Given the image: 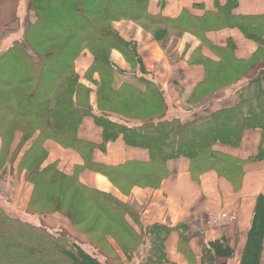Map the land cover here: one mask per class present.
<instances>
[{"label":"trees","instance_id":"obj_1","mask_svg":"<svg viewBox=\"0 0 264 264\" xmlns=\"http://www.w3.org/2000/svg\"><path fill=\"white\" fill-rule=\"evenodd\" d=\"M239 2L226 0L222 4L216 0V9L206 10L203 14L184 8L176 16H166L160 12L151 13L149 0H28V6L35 11L37 19L29 22L22 38L14 41L0 55V170L5 166L3 157L19 137L17 132L20 134L17 147L25 146L27 142L30 144L34 138L33 147L28 149L19 164V168L27 173L26 180L32 184L29 208L36 204L45 209L54 208L41 212L43 215L65 209L74 226L95 219L96 227L104 218L130 236L129 242L128 239L121 241L127 258L136 256L149 236L151 247L142 264L166 262L165 240L171 227L155 224L141 233L135 231L128 217L131 216L139 224L136 211L111 193L89 189L92 194L88 201L94 207L93 213L80 212L82 205H71L68 211L64 200L76 195L73 187L79 184L78 178L75 174L63 173L55 162L43 166L49 150L42 142L53 139L61 146L79 152L84 167L106 175L122 189L139 183L157 187L168 175V161L179 157L190 160V170L195 178L205 171L215 170L229 179L235 188H240L244 165L264 160V65L256 77L247 81L248 86L241 89L236 103L184 120L180 116L168 115L170 105L166 92L145 70L136 42L125 39L114 26L115 21L132 19L151 31L163 46L172 36L190 33L198 37L200 46L193 50L190 60L201 61L206 74L187 98L191 104L197 101L200 92H206L204 89L212 90L217 76L226 74L229 68L232 67L235 81L264 60V13H239L236 11ZM200 6L203 5L196 7ZM230 27L239 28L247 38L256 42L257 50L251 58H238L232 39L225 45H215L207 37L209 31ZM203 46H209L219 60L204 56ZM85 49L94 55L85 77L98 86V111L89 101L91 88L81 82V76L76 71L75 60ZM112 49L123 53L133 71L123 70L113 62ZM138 66L140 72H136ZM53 68L56 72L47 75V70ZM131 71L137 83L117 85L116 74L132 75ZM95 73L100 74V81L93 78ZM243 104H247L246 108ZM87 116H93L102 127L101 143L79 136ZM130 118L141 121H131ZM248 129H261L263 132L257 154L240 158L215 148L219 142L239 145ZM117 139L130 146L148 149L150 159L115 164L93 159L95 148L105 149L110 141ZM36 147L38 153L34 152ZM77 167L79 169L82 165ZM70 191L72 197H69ZM230 241V238L222 237L207 244L203 249V263L218 264L219 258L232 256L235 248ZM263 253L264 196L260 194L239 263L263 264ZM0 264L107 263L89 253L68 230L52 231L47 224L38 225L14 217L0 206Z\"/></svg>","mask_w":264,"mask_h":264},{"label":"crops","instance_id":"obj_2","mask_svg":"<svg viewBox=\"0 0 264 264\" xmlns=\"http://www.w3.org/2000/svg\"><path fill=\"white\" fill-rule=\"evenodd\" d=\"M215 1L164 0L165 4L161 5V0H151L149 10L151 13L160 12L166 16H176L184 8H188L195 14H203L206 10L216 9ZM218 1L222 4L226 2V0ZM7 3H10L9 0H5V2L0 0V33L2 34L0 46L7 39L13 37L11 35L19 30V27L23 25L22 22H25L28 16V14H24L23 18L20 19L22 22L18 23L15 20L17 18L15 9L8 7ZM197 5L203 6L196 7ZM236 11L245 14L264 13V0H240ZM120 29L125 37L131 38V35H128L130 30L127 27L121 24ZM207 37L215 45H225L228 39H232L236 44L235 54L240 59L251 58L257 50L256 42L247 38L236 27L209 31ZM137 38L140 40V35L137 34ZM138 42L141 54L143 50L147 53L145 60L149 70L166 88L169 105L175 104L178 108H183L193 89L205 77V68L201 64L191 65L188 63L190 54L201 41L193 34H185L178 51L180 55L184 54V58L180 59V63L176 65L165 61L167 56L158 49L156 44H150L145 48L144 45H141V41ZM202 54L219 60V56L209 47L203 46ZM166 62L168 64H165ZM159 64L162 66L161 69L157 67ZM263 65L264 60L249 71L247 74L248 79L257 76L260 67ZM232 92L226 91L219 97L209 98L208 102L212 101L210 106L206 107L200 104L198 109L194 108L191 115L194 117L195 114H208L219 107L235 103L237 97L231 94ZM220 97L225 99L219 100ZM79 133H83L87 139L89 138L97 143L103 141V130L95 126L90 118H85ZM262 139V130L248 129L244 132L242 141L238 146H227L218 143L215 148L230 152L240 158H247L258 153ZM17 141L18 138H16L13 146ZM47 145L49 150L52 151L50 158L52 160L60 158L56 152H61L59 148L61 146L55 144L52 140L47 142ZM98 150L101 149H96L94 152L95 160L106 164L122 163L130 160L147 161L150 159L148 149L127 145L121 139L110 141L103 149L105 152H99ZM64 154L65 157L71 158L74 156L78 163L81 162L80 156L76 154L73 155L68 151H64ZM91 171L84 170L80 175L81 180L100 191L114 192L115 196L122 202L130 204L135 209L140 222L137 224L131 216L128 217L135 231L141 233L147 227L155 224H164L171 227L165 240L168 260L162 264H205L202 261L204 247L211 241L225 236L232 239L231 244L236 249L238 238L244 239L251 226L255 200L260 194L264 195V160L248 162L244 165V177L242 186L239 189H236L229 179L219 175L215 170L205 171L198 178H192L190 160L187 157L169 160L167 163L168 175L162 179L157 187H147L139 183L132 186L131 189L127 187L123 191L113 185L106 175ZM29 190L31 191V189ZM224 209L237 211L239 214L238 219L234 223L214 226L215 228L209 226L207 223L209 213H217ZM51 218L55 227H70V222H67L59 214H54ZM111 241L119 252L120 260L114 261L112 259L107 264H142L144 257L142 253L146 254L151 247V239L147 236L140 248L141 250L139 249L140 253L138 251L136 256L129 259L122 248L120 249L114 240ZM236 251L239 250L236 249ZM240 254L228 258L229 261L226 259L227 257L219 258L217 263L238 264Z\"/></svg>","mask_w":264,"mask_h":264},{"label":"rangeland","instance_id":"obj_3","mask_svg":"<svg viewBox=\"0 0 264 264\" xmlns=\"http://www.w3.org/2000/svg\"><path fill=\"white\" fill-rule=\"evenodd\" d=\"M150 1L151 0H149V2ZM4 2H5V0H4ZM9 2L10 3H7V5H8V7L15 9V16L17 17V18H15V20H17L18 23H20V21H21L20 19L23 18L24 14H28V16H27V20L25 22L21 21L23 23V25H21L19 27V30L16 33L11 35L13 37H10L9 39H7L0 46V55L3 52H5L13 44L14 41H16L17 39H21L22 38L23 33L25 32V29H26L27 24L29 22H34L37 19L35 11L30 9L29 6H28V0H9ZM215 3H216V1H215ZM163 4H165L164 0H161V5H163ZM149 5H150V3H149ZM121 24H123L125 27H127V29L130 30L128 35H131V38L125 37L123 35V33H122L121 29H120L121 28ZM114 26L118 29L119 33L125 39L134 40L136 42L137 49H138V52H139V54H140V56L142 58L145 70L147 72H150V76L154 77L156 79V81L161 84V86L163 87V89L166 92V100H167L168 97H167L166 88L155 77V75L152 73V71L149 70L148 64H147V62L145 60V58L147 56V53H146L145 50H143L142 54H141V52L139 50V42L138 41H141V45H144L145 48L148 47L150 44L151 45L152 44H156L158 49L160 51L164 52L165 55L167 56V59L165 61H167L168 63H170L172 65H176V64L180 63V59L184 58V54L180 55L178 51H179V48H180V42L183 39L184 35L187 34V33H185V34H183L182 36H179V37L172 36L171 38H169L167 40L166 44L163 46V44H161L155 38L154 34L151 31H148V30L144 29V27L142 25L138 24L136 21H134L132 19H121V20L115 21L114 22ZM232 28H234V27H232ZM137 34L140 35V40L137 38ZM1 36H2V34L0 33V37ZM251 40H253V39H251ZM198 46H200V44ZM206 47H209V46H206ZM191 54H190V56H191ZM190 56L188 58V63L189 64H191V65L192 64H201V66H203L205 68L204 64H202L201 61H191L190 60L191 59ZM111 58H112L113 62L115 64H117L119 67H121L123 70H132L133 71L132 65L129 64V62L127 61V59L123 55V53L120 52L119 50L112 49ZM93 60H94L93 53L89 49H85L81 53V55L75 60V66H76V71L81 76V82L85 83L86 86L91 88L92 92H91L89 101H90V104L93 106V109L95 111H98L97 94H96V90H97L98 86L95 83L93 84L90 80H88L85 77V73L88 71V68L92 64ZM167 62L165 64H168ZM157 67H159L160 69L162 68V66L160 64ZM231 68L228 69L226 74L222 73L220 76H217L218 77L217 78V83H215L216 85L212 86V90L213 91L209 90L208 88L204 89V91H206V92H200V94H198V97H197L198 99H200V98H202V99H200V100L197 99V101H194V102H196L195 104H193L194 103L193 101L190 102L193 105L188 103V101H187L188 99H186V104L183 106V108H178L175 104L172 105V106L170 105L169 111H168V115L169 116H173V117L174 116H178V117L180 116V118H182V119L184 118V120H190V119H193L194 117H199L202 114H199V115L195 114L196 116H194V117L191 115L192 112H194V108L195 107H196L195 109H198L200 104H202V105H204L206 107L210 106L212 104V101L208 102L209 98L219 97V96L223 95L226 91L227 92H232L233 91L231 94L236 95V97H237L236 102H237L238 99L240 98L241 93H242L241 89L242 88H246L248 86L247 85L248 84L247 81L252 79V78L248 79V76H247V74L249 73L248 72L247 74L245 73L244 75H242V77H239L237 80L234 81V79L236 77H234V75H233L234 73L233 74L231 73ZM132 71H131V73H132ZM137 71L140 72V67L139 66L136 68V72ZM233 71L238 74V72L236 70L233 69ZM29 72L31 73V71H29ZM47 72H48L47 75L50 76V75H53L56 72V70L53 68V69L47 70ZM205 74H206V71H205ZM93 78L96 79L97 81L101 80V76H100L99 73H95L93 75ZM124 82L137 83V79L134 77L133 73H132V75L131 74H123V73H120V72L117 73L116 74V83H117V85H120L121 83H124ZM231 89H232V91H231ZM206 96H209V97L205 98ZM218 99L219 100H221V99L224 100L225 98L224 97H220ZM37 101H39V100H37ZM243 105L246 108L247 104H243ZM228 106L229 105H226V106H223V107H219L217 109L225 108V107H228ZM217 109H215V110H217ZM215 110H213V111H215ZM117 115L118 114H114V116H117ZM86 118L92 119L93 122H94V125L97 126V127H100L102 129V127L99 126L96 123V121L93 118V116H87ZM186 118H188V119H186ZM131 121L139 122L141 120L139 118H133V119H131ZM18 135H19V137H18V140H19V138H20L19 132H17V136ZM79 136L81 138H83V139L90 140L89 138L87 139V137L84 136L83 133H81V134L79 133ZM0 139H1V137H0ZM33 139L34 138H32V140H30V144H28V142H27L25 144V146L17 147V143L18 142H16V144L11 147V150L8 151V154L5 157H3V158H5V166H3L2 169L0 170V171L3 170L2 173L0 172V206H2L7 213H9L10 215H12L14 217H19V218H22V219H24L26 221H29V222H32V223H35V224H38V225L41 224V223L47 224L51 228L52 231H55V232L58 231L59 232V231H62V229H66V231L68 230L69 234L72 235V237L75 240L77 239V241L81 242L82 246L89 253H91L93 255H97L101 260H104L106 263H108V261H110L112 259L119 258L120 257L119 256V252L116 250V248L114 247V244L112 243L111 240H114L117 243L118 247H120V249H121V245H122L121 241H124L125 239H128V242H129L131 240V238H129L130 236H128L127 234L123 233L120 230L118 225H116L114 223H110V222H108L107 220H105L103 218V222H100V224H98L96 227H95L96 223L94 224L95 219H91V220H89L88 222H86V223H84L82 225H75L74 226L72 224L73 222L65 214V209H64V211H58L57 210V211L49 212V213L44 214L45 215L44 216L41 212L49 211V210L54 209V208L53 207H49V208L45 209L42 205L37 206V204L33 205V208H31V209L29 208V206H30L29 203H31L30 200H31L32 192H33V191H30L29 189H31L32 184L29 181L26 180L27 173H26L25 170H22V169L19 168V164H20V161L22 160L23 156L25 155V153L28 151V149H31L33 147L32 145L35 142ZM50 140H52V142L54 141L53 139H48L46 141L44 140V142H42V145L45 144V146L47 147L48 146L47 142H49ZM117 140H115V141H117ZM90 141H92V140H90ZM241 141H242V139H241ZM241 141H240V143H241ZM54 143L59 145V146H61L56 141H54ZM219 144H223V145H227V146L230 145V144L220 143V142H219ZM230 146H233V145H230ZM236 146H238V145H236ZM1 147H2V139L0 140V149H1ZM59 148L61 149V152H56V154L61 159L60 158H56V160H52L50 158V155H51L52 151H50L49 148L47 147V149L49 150V153H48V156L46 155L47 157H46V159L44 161L45 165H43V166H46V165L50 164V162L51 163L55 162L57 168L62 170L63 173H65L67 175H72V176L75 174V177L78 178V182H79L80 185L76 183L75 186L73 187L74 192H76V195L73 198H65V200H64L65 201L64 202L65 203V207H66V209L68 211H70L69 207L71 205H73V206L82 205V211H80V212H88V214L93 213L92 211L94 210V207L88 201V200H90V196L92 194L91 190H89V189L98 190V188H94V187H91V186L87 185L84 181L81 180L80 175H81V173L84 170H87V171H90V170L94 171V170L89 168V167H87V166L84 167V160L81 157V154L79 152H77V151H75L73 149L65 148L63 146H61ZM96 149H99V148H95L93 150L92 157H93L94 160H95L94 152H95ZM13 150H14V152H13ZM64 151H68V152H71L73 155L76 154V155L80 156V161L81 162L78 163L77 159H75L74 156H72L71 158L70 157H65ZM98 151L99 152L100 151L101 152H105L103 149L98 150ZM34 152L35 153L39 152L37 147L35 148ZM54 155H55V153H54ZM35 156H37V155L35 154ZM78 165H82V167L77 169ZM75 170H76V173H75ZM94 172L95 173H99L97 171H94ZM192 178H194V176ZM111 183L113 185H115L120 190L124 191L126 189V188L122 189L120 186L114 184V182L112 180H111ZM146 186L148 187V185H146ZM128 188L131 189L130 187H128ZM102 192H105V191H102ZM107 193H111L112 196L116 197L114 192H107ZM69 197H72V191H70ZM116 199L120 200L119 198H116ZM256 203H257V199L255 200V206H254V209H253V214H252V219H251V226H252V221H253V217H254ZM128 205L132 209H134L130 204H128ZM221 211H223V210H221ZM236 213H237V216H238L239 214H238L237 211H236ZM54 214H57V215L59 214L63 218H65L67 222H70V227H66V226L55 227L53 222H52L53 219L52 218L50 219V217H52ZM211 214L212 213H209V215H208L207 223H208L209 226L214 227L210 223V215ZM43 217H44V219H43ZM237 219H238V217H237ZM235 221H233L232 223H234ZM47 222L48 223L50 222V223L48 224ZM104 222H108V223H104ZM91 224H93V226ZM251 226H250V228H251ZM250 228L248 229V232H247L246 236L244 237V239L238 238V243H237L236 249H238L240 252L236 251V249H235L233 255L230 256V257H227L226 259H228V258L230 259L231 257H234L235 254L238 255V256H239L240 253L242 254V252L244 250V247H245V244H246V242L248 240V235H249ZM225 237H227V236H225ZM230 240H231L230 242H232L231 238H230ZM129 244L131 245V243H129ZM141 246H140V248H141ZM139 253H140V251H139ZM241 254H240V257H241ZM142 255L146 256L145 253H142ZM229 259H228V261H229ZM262 259H263V257H262ZM239 262H240V259L238 261V264H240Z\"/></svg>","mask_w":264,"mask_h":264},{"label":"built area","instance_id":"obj_4","mask_svg":"<svg viewBox=\"0 0 264 264\" xmlns=\"http://www.w3.org/2000/svg\"><path fill=\"white\" fill-rule=\"evenodd\" d=\"M236 211L223 210L210 215V223L213 226H221L232 223L237 219Z\"/></svg>","mask_w":264,"mask_h":264},{"label":"bare ground","instance_id":"obj_5","mask_svg":"<svg viewBox=\"0 0 264 264\" xmlns=\"http://www.w3.org/2000/svg\"><path fill=\"white\" fill-rule=\"evenodd\" d=\"M101 180V178H99Z\"/></svg>","mask_w":264,"mask_h":264}]
</instances>
